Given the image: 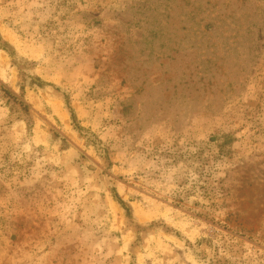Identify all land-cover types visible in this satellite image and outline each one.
<instances>
[{
    "label": "rangeland",
    "instance_id": "rangeland-1",
    "mask_svg": "<svg viewBox=\"0 0 264 264\" xmlns=\"http://www.w3.org/2000/svg\"><path fill=\"white\" fill-rule=\"evenodd\" d=\"M0 264H264V0H0Z\"/></svg>",
    "mask_w": 264,
    "mask_h": 264
}]
</instances>
